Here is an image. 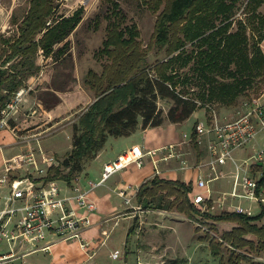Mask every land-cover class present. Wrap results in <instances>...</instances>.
Returning a JSON list of instances; mask_svg holds the SVG:
<instances>
[{
	"label": "rangeland",
	"instance_id": "rangeland-1",
	"mask_svg": "<svg viewBox=\"0 0 264 264\" xmlns=\"http://www.w3.org/2000/svg\"><path fill=\"white\" fill-rule=\"evenodd\" d=\"M113 1L118 4L117 7L113 6ZM247 2L248 0L236 2L228 19L231 24L225 31V34L228 35L237 30L240 33L239 36L245 39L246 50L240 53L241 60L239 59L241 66L256 54L254 45L258 46L264 54V28L258 25L260 15L264 14V0L255 1L254 9L249 8ZM29 5V0H0V60L4 58L6 48L3 39L17 35L15 22L22 19ZM54 5V17L64 16L67 18L72 15H80L81 18L66 39L55 44L54 49L61 48L59 52L48 56L39 52L35 55L38 69L28 77L33 80L31 84L33 90L28 98L31 100L21 103L18 112L8 123L9 128L0 126V160H3L0 164V172L1 168L4 171L8 167L11 173L25 174L26 169L21 161V153L28 147V141L23 139L27 134H36V137L31 139V143L35 144V141H38L44 150V154L37 155V168L42 167L48 171L47 159L49 157H53L55 162L61 161L71 151L73 125L96 97V91L85 82L87 73L92 70L100 74L104 65L110 62L108 56L100 53L99 50L103 46L102 43L112 23L118 22L121 27H136L140 43L148 49V62L145 64L152 65L149 66L152 76H161V72L153 64L166 55L164 50L158 51L154 45L153 33L157 16L164 4L157 11L152 10L141 0H54ZM197 50V42H187L182 54H189L191 59L185 63L181 61V57L176 58L172 65L163 70L167 74L173 75L174 88L179 94L197 100L199 104L190 117L182 122L172 123L165 120L159 126L147 127L148 132H158L166 141L181 138L184 133L190 134L197 119L206 120L204 111L201 110L203 106L208 110V119L213 116L214 111L217 113L221 111L222 118L232 117L240 109L244 100L264 97V76L251 78L250 74L253 73V70L248 68H241L240 78L233 76L232 73L239 68L240 64L235 63V58L231 57L223 56L225 60L218 61V65L207 66L205 63L208 57L198 58ZM178 52L179 50L174 55ZM167 59L169 58L167 57L165 60ZM15 69L18 70V77H21V73L25 71L24 65L18 64ZM244 77H247L246 81L248 82L241 81V78ZM234 81H237L238 88L235 100L223 99L224 96L230 94L231 87H234L236 83ZM168 82L171 81L168 80ZM223 84L231 86L225 87L224 93L222 90L223 96L219 94L213 98L212 91L218 89V85L222 86ZM49 92H53V94H48ZM215 92L218 91L215 90ZM58 95L65 99L68 98L67 103L69 100L75 103L68 118L62 120L63 114L61 117L47 122L48 118L44 119L45 112L43 110L37 108L35 115L30 113L31 105L37 107V101L42 102L47 110L42 98L48 100V104L53 105L56 103ZM171 103L170 99H158V106L164 113L167 112ZM40 112L44 116L39 114ZM43 121L47 123L43 124ZM140 126L139 124L134 131L136 140H138V131L142 129ZM11 127L15 129L14 132L10 130ZM109 137L112 138V136ZM255 147L264 148V132L258 136L257 141H250L245 146L234 150L233 155L238 158L239 163L243 164L244 158L253 154ZM29 168L30 170L34 169L33 166ZM220 174V179L215 180L213 184H225L227 190H231L236 177L234 163L225 166ZM242 175L243 171L239 173V178ZM172 194L174 203L171 216H169L172 218L167 220V226L158 227L155 234H147L145 233L147 227L152 229L158 225L143 224L141 235L145 234L143 237L147 244L146 242L141 243L144 249L143 254L140 253L142 264H220L221 255L227 258L233 253L236 254V257L238 256L240 264H264V249L258 247L259 240L256 233L244 231L248 230L246 222L235 218L214 219L211 215L220 214L219 210L204 214L202 219L200 218L201 212L196 206L197 210L193 209L190 214L185 213L180 210L186 207L182 190L177 188V191L175 190ZM169 196L166 190H156V193L150 196V198L152 197L151 206L155 204L152 207L159 208L158 206L161 205L166 208L169 206V202L166 204L165 200L169 201ZM241 203L244 206L249 205L248 201L241 200ZM254 212L259 214L260 209H256ZM203 220L206 230L198 225V223L203 224ZM251 223L257 227L262 226L264 217L251 221ZM123 225L124 220L121 219L117 229L111 233V238L107 241V245L111 249L103 250L96 256L98 264H137L135 252H132L131 257H128L129 261L126 262L124 259L123 242L125 238L121 231ZM237 227H240L242 231L239 234L241 233L243 238L249 242L241 241L240 243L243 244L235 247L232 245L231 239L225 238L224 234L232 232ZM143 237L141 240L144 239ZM131 241L133 244L135 239L133 238ZM214 244L219 245L220 254L214 253ZM232 249H235L234 252H231ZM114 251L118 253L119 258L109 257L108 254ZM34 256L27 257L26 261L32 260Z\"/></svg>",
	"mask_w": 264,
	"mask_h": 264
},
{
	"label": "trees",
	"instance_id": "trees-1",
	"mask_svg": "<svg viewBox=\"0 0 264 264\" xmlns=\"http://www.w3.org/2000/svg\"><path fill=\"white\" fill-rule=\"evenodd\" d=\"M237 1L141 0L154 11L164 4L157 16L153 33L154 45L158 51L164 50L166 55L153 64L161 72L159 77L152 76L149 69L152 65L145 64L148 62V49L140 43L136 27H121L118 22L112 23L99 50L108 56L110 62L104 65L100 74L89 70L85 80L86 84L96 91V97L73 125L71 151L62 159L60 166L50 169V173L60 174L63 167L68 169L66 175L71 178L75 173H80L85 163L97 155L109 136L129 135L139 124L142 128H147L159 126L165 120L179 123L189 118L199 106L198 101L179 94L174 88L173 75L163 71L172 65L176 58L181 57V61L185 63L191 59L189 54H182L187 42H197L196 55L198 58L208 57L205 63L207 66L218 65V61L225 60L224 57H231L235 58V63L240 64L232 73L233 76L240 78L241 68L253 70L251 78L264 76V54L259 47L254 45L256 54L241 66L240 53L246 50L245 39L239 36L237 30L225 34L231 24L228 21L230 13ZM255 1L260 0H248L247 6L254 9ZM29 3L25 15L15 22L17 35L13 39H3L7 48L0 62V107L38 69L35 61L38 48L43 49L45 56L59 52L61 48L54 49L55 44L64 41L81 18L80 15L54 17V0H29ZM112 3L114 7L118 6L116 2ZM258 20V25L264 28V14H261ZM167 57L169 59L165 60ZM17 58L19 59L15 61ZM8 62L10 63L6 66ZM18 64L25 67L21 77H18V70L15 69ZM246 80L247 77L241 78V81L248 82ZM237 81H234L236 83L231 87L230 94L223 99L235 100ZM230 86L218 85V89L212 91L213 98L219 94L223 96L222 90L224 93L225 87ZM161 98L172 101L166 113L158 106V99ZM42 100L47 109H50L59 102V97H56V103L53 105L48 104L45 98ZM260 185H264V178ZM177 188L182 190L186 203V207L180 210L189 214L193 209L197 210L186 197L190 186L178 181L163 180L155 176L141 186L139 194L152 195L160 189L172 194ZM263 215V211L255 215L223 211L211 216L214 219L235 218L246 222L248 230L244 231L256 233L258 247L264 249V225L257 227L251 223L261 219ZM239 232L242 233L241 228L237 227L224 236L231 239L235 247L243 244L241 241L249 242ZM213 248L215 254H220L219 245L214 244ZM233 250L235 249L231 252H234ZM220 264H240V261L233 253L227 258L221 255Z\"/></svg>",
	"mask_w": 264,
	"mask_h": 264
},
{
	"label": "built area",
	"instance_id": "built-area-1",
	"mask_svg": "<svg viewBox=\"0 0 264 264\" xmlns=\"http://www.w3.org/2000/svg\"><path fill=\"white\" fill-rule=\"evenodd\" d=\"M30 88V86L20 87L0 108L1 127L8 126ZM262 132H264V97H253L244 100L232 117L220 119L214 111L210 121L197 120L192 132L183 134L185 141H193L198 146L206 143L207 156L203 162L196 165L209 168L207 176L197 180L198 186L204 187L206 194L196 192L191 199L192 204L201 212L200 218L203 219L204 214L217 210L247 215H255L256 209L264 212V185H260L264 178V148L255 147L253 154L244 158L243 164L233 155L234 150L257 140ZM35 137L36 134H27L23 138L28 141V147L21 153L25 174L11 173L7 167L0 175V264H17V261L24 263L29 253L37 250L48 251L55 240L78 241L81 248L87 250L90 242L83 234L91 224L87 213L96 208L89 194L127 165L135 164L137 167H142L149 157L153 162L154 176L161 173L159 167L161 161L178 160L177 169L180 170L191 167L177 151L175 143L153 149L131 146L115 159L104 163L100 179L88 180V189L82 188L81 175L75 173L68 181L74 193L62 195L55 179L48 177L50 169L60 166V163L49 157L48 171L42 167L37 168V155L44 154V150L38 141L35 142L36 144L31 143V139ZM228 162L234 163L236 167L232 188L220 196L212 197L209 183L220 177L216 170L217 166ZM30 166L34 169L30 170ZM241 171L243 175L239 178ZM118 193L126 204H130L131 197L127 196L125 191L119 190ZM236 200L248 201L249 205L234 203ZM77 207L83 208L86 214H78ZM202 223L198 225L206 230L205 221L203 220ZM39 242L43 244L27 251L21 250V246L26 243ZM103 243L104 240L101 244ZM94 253L95 250H90L91 256ZM112 256L116 258L118 253L115 251ZM137 264H142L140 255H137Z\"/></svg>",
	"mask_w": 264,
	"mask_h": 264
},
{
	"label": "crops",
	"instance_id": "crops-1",
	"mask_svg": "<svg viewBox=\"0 0 264 264\" xmlns=\"http://www.w3.org/2000/svg\"><path fill=\"white\" fill-rule=\"evenodd\" d=\"M14 37H12L11 39H13ZM5 46L7 48L6 43ZM38 52L44 55L43 49H41L40 47L38 48L36 54ZM17 60L18 59H15V61ZM10 62H8L6 66ZM28 79L24 81L25 84L23 83V85L20 86L31 87L29 92L25 95L24 100L22 101L24 103H27L31 100L28 98L29 96H31L30 93L33 90V87L31 85L33 80ZM58 97L59 103L47 110L42 105V102L37 101V107H34L36 105H31L30 113L32 115H35L37 113V108L43 110L45 112V118H43H48L46 120L47 122L52 121L55 118L61 117V115L63 114L64 116L62 120L68 118L70 116V111L75 103H73L71 100H69L67 103L68 98L65 99L61 95H58ZM93 101L94 100H92L90 103H92ZM3 106H1L0 108H2ZM201 110L204 111L206 121H210L212 117L208 119V110H206L204 106ZM39 114L43 115L42 112H40ZM217 115L220 119H222L221 111L218 112ZM47 122L43 121V124H46ZM193 126L191 128L192 130ZM9 127L10 126H8V128ZM10 130H12L13 132L15 131V129L12 127L10 128ZM135 134L136 133L133 131L131 134L126 136H112V138H107V141L103 148L97 153L94 158L89 160L90 162H86L87 164L84 168L85 170H82L83 172H80L81 186L83 189L89 188L88 180L97 181L100 179L104 163L115 159L127 148L131 146H143L145 149H153L159 148L170 143H175L177 151H179L183 155V157L186 159L187 163L191 167H189L190 169L180 170L177 169L179 163V161L177 160H171L169 162L161 161L159 163L161 173L158 175V177L163 180H173L184 183L185 185H189L190 189L186 191V197L189 199L190 202L194 193L204 192L206 194L205 188L199 187L197 184V180L200 177H206L209 168L206 166H196L199 162H203L207 156L206 143H203L198 146L192 141H185L183 135L181 136V138L166 141L159 135L158 132H148L147 128H142L138 131V140H136ZM2 161L3 160L1 159L0 164L2 163ZM61 161H59V163H61ZM231 164V162H228L224 165H219L217 166L216 170L220 174L221 170L225 166ZM60 171V174L49 173L48 177L55 179L56 183L61 189L62 195H72L74 193V190L72 188V185L68 182L70 177L66 175L68 169L61 167ZM2 172L3 170L1 168L0 175ZM153 174L154 166L152 159L147 157L145 164L142 167H137L135 164L127 165L123 169L111 175L102 185L97 186L90 192L89 198L96 204V208L92 212L87 213L91 220L90 226H88L83 232L84 237L90 242V245L87 250L82 249L78 241L55 240L51 244V247L48 251L37 250L35 252H31L25 257L24 263H21L20 261L17 262H19V264H98V261H96V256L103 250L111 249L107 245V241L111 238V233H113L114 230L117 229V226L119 225L121 219L124 220V225L122 226L121 231L125 238L123 242L125 248V261H129L128 257H131L132 252H135L136 255H140V253L142 255L144 249L142 248L141 243L146 242L147 244L145 237H143L145 234L141 235L143 224L158 225L154 226L152 229H148L147 227L145 229L146 231L144 230L147 234H155V231L158 227L164 228L165 226H167V220L172 218L169 216H171L170 213H172L171 209L173 207L174 199L173 194H169L166 192L168 195H170L168 197L169 201L165 200L167 202L166 204H168L169 202V206H167L166 208L161 205L158 206L159 208L152 207L155 204L151 206L152 197L150 198V193H144L143 195L139 194L141 186L149 179L155 177ZM40 178L41 177H38V179ZM214 181L215 180L209 183V187L212 191V197H217L224 192H228L225 184H213ZM119 190L125 191L126 195L131 197L130 204L125 203L123 197L120 196L118 193ZM234 203H241V201H235ZM77 212L78 214H86L84 209L79 207H77ZM146 219L150 220L147 221ZM141 237H143L144 239L141 240ZM133 238L135 239V241L133 242V244H131V240ZM103 240L104 243L101 244ZM42 244V242L26 243L21 246V250L27 251L28 249L40 246ZM144 246L146 247L145 244ZM90 250H95V253L92 256L90 255ZM114 252H110L108 254L109 257H113L112 253ZM32 255L35 256L32 257V260L27 262L26 258ZM117 258H119V256Z\"/></svg>",
	"mask_w": 264,
	"mask_h": 264
}]
</instances>
